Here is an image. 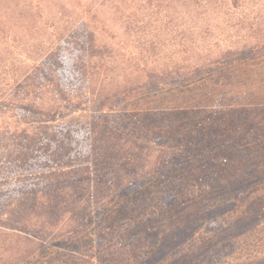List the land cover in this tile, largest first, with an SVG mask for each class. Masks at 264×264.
<instances>
[{
	"label": "trees",
	"instance_id": "1",
	"mask_svg": "<svg viewBox=\"0 0 264 264\" xmlns=\"http://www.w3.org/2000/svg\"><path fill=\"white\" fill-rule=\"evenodd\" d=\"M99 4L59 20L31 6L27 20L0 18V264L77 229L166 155L95 119L54 123L61 113L264 46V0H148L127 16L112 6L108 22ZM74 23L77 75L53 48Z\"/></svg>",
	"mask_w": 264,
	"mask_h": 264
},
{
	"label": "rangeland",
	"instance_id": "2",
	"mask_svg": "<svg viewBox=\"0 0 264 264\" xmlns=\"http://www.w3.org/2000/svg\"><path fill=\"white\" fill-rule=\"evenodd\" d=\"M98 1L0 0V18L27 20L31 6L59 20ZM103 1L107 6L94 9L108 22L112 6L127 16L148 0ZM82 34L74 23L53 45L74 75ZM92 119L166 155L21 264H264V46L157 85L87 100L53 122Z\"/></svg>",
	"mask_w": 264,
	"mask_h": 264
}]
</instances>
